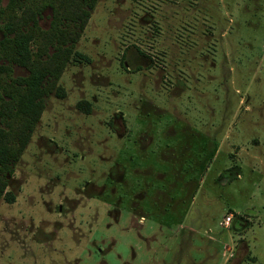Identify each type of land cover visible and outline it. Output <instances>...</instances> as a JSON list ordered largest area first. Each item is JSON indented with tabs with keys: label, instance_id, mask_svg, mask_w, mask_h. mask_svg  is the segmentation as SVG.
<instances>
[{
	"label": "rangeland",
	"instance_id": "obj_1",
	"mask_svg": "<svg viewBox=\"0 0 264 264\" xmlns=\"http://www.w3.org/2000/svg\"><path fill=\"white\" fill-rule=\"evenodd\" d=\"M79 33L9 162L0 264H264V0H96Z\"/></svg>",
	"mask_w": 264,
	"mask_h": 264
},
{
	"label": "trees",
	"instance_id": "obj_2",
	"mask_svg": "<svg viewBox=\"0 0 264 264\" xmlns=\"http://www.w3.org/2000/svg\"><path fill=\"white\" fill-rule=\"evenodd\" d=\"M95 2L7 0L1 7L0 0V198L7 187L6 175L12 173L9 162L18 161L27 145L39 120L42 97L54 90V80L69 62ZM46 8L51 10V22L49 29L42 30L37 20ZM10 65L27 75L11 78ZM49 78L53 80L44 87Z\"/></svg>",
	"mask_w": 264,
	"mask_h": 264
},
{
	"label": "built area",
	"instance_id": "obj_3",
	"mask_svg": "<svg viewBox=\"0 0 264 264\" xmlns=\"http://www.w3.org/2000/svg\"><path fill=\"white\" fill-rule=\"evenodd\" d=\"M230 220H231V218H230V217H227V218L225 219V225H228L229 222H230Z\"/></svg>",
	"mask_w": 264,
	"mask_h": 264
}]
</instances>
